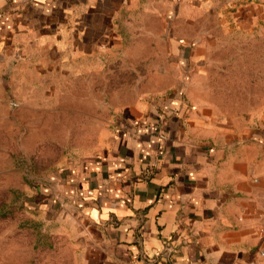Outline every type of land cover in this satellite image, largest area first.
<instances>
[{"label": "crops", "instance_id": "0c3cea01", "mask_svg": "<svg viewBox=\"0 0 264 264\" xmlns=\"http://www.w3.org/2000/svg\"><path fill=\"white\" fill-rule=\"evenodd\" d=\"M14 105L94 126L56 180L66 264H264V0H0Z\"/></svg>", "mask_w": 264, "mask_h": 264}, {"label": "rangeland", "instance_id": "374dc122", "mask_svg": "<svg viewBox=\"0 0 264 264\" xmlns=\"http://www.w3.org/2000/svg\"><path fill=\"white\" fill-rule=\"evenodd\" d=\"M209 10L188 7L181 16L192 22L174 24L173 31L192 34L198 29L194 19L207 16ZM177 14L172 9V16ZM12 109L17 117L5 124L0 120V264H66L68 253L60 234L65 223L57 213L73 205L57 195V188L68 157L75 155L78 162L77 153L89 149L94 126L89 120H41L17 105ZM50 210L56 211L49 214Z\"/></svg>", "mask_w": 264, "mask_h": 264}, {"label": "built area", "instance_id": "2783aa9c", "mask_svg": "<svg viewBox=\"0 0 264 264\" xmlns=\"http://www.w3.org/2000/svg\"><path fill=\"white\" fill-rule=\"evenodd\" d=\"M261 231L264 232V226L261 227Z\"/></svg>", "mask_w": 264, "mask_h": 264}]
</instances>
